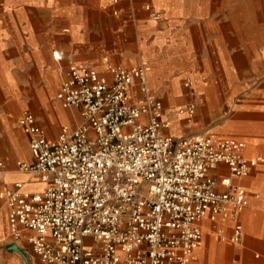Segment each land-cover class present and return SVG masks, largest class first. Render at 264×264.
Returning <instances> with one entry per match:
<instances>
[{
    "label": "built area",
    "instance_id": "2783aa9c",
    "mask_svg": "<svg viewBox=\"0 0 264 264\" xmlns=\"http://www.w3.org/2000/svg\"><path fill=\"white\" fill-rule=\"evenodd\" d=\"M144 8L152 20L161 19L149 4ZM102 62L109 78L75 63L59 84L60 106L79 109L76 127L63 125L49 139L32 112L17 117L33 157L17 161V170L43 187L31 191L16 180L0 193L11 240L25 239L44 264H189L207 219L233 221L222 236L239 243L236 220L248 205L240 180L264 158L246 156L245 141L236 137L165 135L170 120L147 85L148 62ZM195 107L188 102L177 112L191 117Z\"/></svg>",
    "mask_w": 264,
    "mask_h": 264
},
{
    "label": "crops",
    "instance_id": "0c3cea01",
    "mask_svg": "<svg viewBox=\"0 0 264 264\" xmlns=\"http://www.w3.org/2000/svg\"><path fill=\"white\" fill-rule=\"evenodd\" d=\"M219 1L223 2V8L232 5L230 0H117V3L112 0H52V16L45 28L34 24L33 20L28 24L22 15L16 14V30L20 29L15 31L14 39L8 40L4 29L0 32V87L20 86L12 73L19 66H44L49 77L43 89L45 97L34 92L36 95L33 94V105L30 106L37 116L28 107L23 110L32 112L45 129L46 136L55 139L61 126L74 128L82 122L79 109L62 108L51 97L58 80L54 73L56 64L60 67L62 80L67 68L75 63L94 66L109 78L103 57L125 67L147 61L150 64L147 85L151 90L149 79L157 93L151 91L162 101L166 117L170 120V127L166 128L164 134L171 137L205 134L214 130L215 126L209 121L210 116L207 115L206 121L202 118L203 112H206L202 102L205 101L207 84L198 82L205 79L207 65L203 60L205 58H200L195 52V40L201 25L205 27L214 22L230 21L226 10L216 16L215 6ZM240 1L236 4L243 6V13L248 17L252 14V5ZM145 4L161 13V19L152 20L144 8ZM113 10H117V13L113 14ZM53 52L58 54L57 59L53 58ZM223 67L227 68L225 65ZM183 78L191 80L190 94L200 90L196 97H187L188 93L181 83ZM188 98L189 101L184 102ZM24 102L27 100L15 93L10 101L6 96H0V161L3 164L0 193L16 180L24 181L31 191H40L43 187L30 174L20 172L16 167L17 161H33L27 146L29 137L16 125V119L23 110L16 115L13 124L10 122L12 113ZM188 102H194L196 106L191 117L173 113L175 106ZM16 129L26 135L27 145ZM240 134L241 137L228 136L245 141L246 156L264 158V154L258 152L264 151V132ZM249 143L256 147V151H248ZM261 166H264V161L248 177L240 180L247 191L248 200V205L236 220L243 231L240 242L234 244L222 236L231 233L233 221L220 223L203 219V240L196 249V259L189 264H264V223L251 222L253 211L264 207V202L257 204L255 200L262 192L261 184H264V174L254 176L255 172L261 171ZM220 170L225 173V166H221ZM251 177L252 187L245 180ZM25 233L30 234V231L26 230ZM7 234V207L0 197V259L3 264H22V258L9 250L8 245L16 243L22 247L28 244L25 239L16 242L7 240Z\"/></svg>",
    "mask_w": 264,
    "mask_h": 264
},
{
    "label": "rangeland",
    "instance_id": "374dc122",
    "mask_svg": "<svg viewBox=\"0 0 264 264\" xmlns=\"http://www.w3.org/2000/svg\"><path fill=\"white\" fill-rule=\"evenodd\" d=\"M230 1L232 5L228 8L222 7V1H219L215 6L216 16L226 10V15L228 17L229 14L230 21L227 23L214 22L205 27L201 25L195 40V52L200 58H205L203 60L207 65L205 79L198 82L200 84L203 81L207 84L205 101L202 102L206 112H203L202 118L205 119L204 121L209 118V121L214 123L215 129L206 133L241 137L240 131L235 127L239 123L250 122L254 124L255 127L251 130V134L264 132V0L240 1L252 5L250 7L252 14L248 17L243 13V6L239 7L236 4L238 0ZM51 5L52 0H0V32L4 29L6 38L8 40L14 39L15 31L20 29L16 30V23L14 22L16 14L22 15L28 24L33 20L34 24L45 28L52 16ZM56 66L54 73L58 80L56 87L52 90V98H55L61 81V70L57 64ZM12 73L20 86L16 88L9 85L0 87L2 96H6L7 100L10 101L15 93L22 96L27 102H24L12 113L11 124H13L16 115L26 107L30 108L37 116L30 107L33 105V94L38 93L40 97H45L43 89L44 85L48 83L47 79H49L44 66H19V68L13 69ZM185 80L186 78L181 80L182 86ZM148 81L151 90L156 92L150 85L149 79ZM191 84L190 80L189 86ZM189 86H183L188 93L187 97L190 98V95L196 97L195 94H198L200 90H196L195 94H190ZM189 98L184 102L189 101ZM179 106L173 108L175 115H177L176 109ZM207 115L210 117L206 118ZM16 130L27 145L26 135L20 130ZM246 139L251 138L246 137ZM247 149L251 153L256 151V149L253 150L251 143L248 144ZM258 152L264 154L263 150ZM260 170V172H255L257 174L254 173V176L264 174V166H261ZM245 180L252 187V177ZM261 191L259 198L255 199L257 204L264 202L263 183L261 184ZM253 193L256 192L253 191ZM251 222L253 224L264 223V207L256 208L253 211ZM6 239H11L9 234H7ZM20 248L23 250L24 256L15 251L14 253L22 258V264H44L31 254L29 245L24 244ZM0 264H3L1 259Z\"/></svg>",
    "mask_w": 264,
    "mask_h": 264
},
{
    "label": "bare ground",
    "instance_id": "6f19581e",
    "mask_svg": "<svg viewBox=\"0 0 264 264\" xmlns=\"http://www.w3.org/2000/svg\"><path fill=\"white\" fill-rule=\"evenodd\" d=\"M188 80H189V83H190V78H187ZM262 106V105H261ZM182 106H180V107H178L177 109H176V113H177V115H186L185 113H178L177 112V110H179L180 108H181ZM170 127V126H169ZM235 127H237V129L240 131V132H243V133H246V132H249V131H251L254 127H255V125L254 124H252V123H247V122H245V123H239V124H237ZM166 130V129H165ZM164 130V131H165ZM252 139V138H251ZM256 149V147L253 145V150H255Z\"/></svg>",
    "mask_w": 264,
    "mask_h": 264
},
{
    "label": "water",
    "instance_id": "95a60500",
    "mask_svg": "<svg viewBox=\"0 0 264 264\" xmlns=\"http://www.w3.org/2000/svg\"><path fill=\"white\" fill-rule=\"evenodd\" d=\"M8 249L19 253L21 256H24L23 250L19 246H17L16 243L9 244Z\"/></svg>",
    "mask_w": 264,
    "mask_h": 264
}]
</instances>
